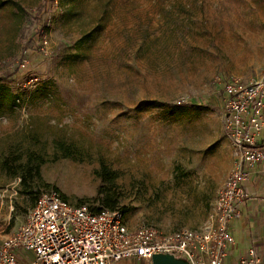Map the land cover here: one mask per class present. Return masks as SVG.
<instances>
[{
    "label": "rangeland",
    "instance_id": "obj_1",
    "mask_svg": "<svg viewBox=\"0 0 264 264\" xmlns=\"http://www.w3.org/2000/svg\"><path fill=\"white\" fill-rule=\"evenodd\" d=\"M263 70L264 0H0V246L51 190L203 227L235 163L225 83ZM12 154L42 158L32 187Z\"/></svg>",
    "mask_w": 264,
    "mask_h": 264
},
{
    "label": "built area",
    "instance_id": "obj_2",
    "mask_svg": "<svg viewBox=\"0 0 264 264\" xmlns=\"http://www.w3.org/2000/svg\"><path fill=\"white\" fill-rule=\"evenodd\" d=\"M224 96V128L233 141L235 163L203 227L165 231L144 223L132 228L120 208L76 205L51 190L38 197L23 224L2 241L0 264H117L127 259L151 261L165 253L190 264H226L236 243L230 226L241 217L240 206L248 197L244 184L264 161V146L259 143L264 128V70L257 80L231 77ZM21 251L30 260L20 259ZM236 264H258L256 251L250 250Z\"/></svg>",
    "mask_w": 264,
    "mask_h": 264
},
{
    "label": "crops",
    "instance_id": "obj_3",
    "mask_svg": "<svg viewBox=\"0 0 264 264\" xmlns=\"http://www.w3.org/2000/svg\"><path fill=\"white\" fill-rule=\"evenodd\" d=\"M259 143L264 146V128ZM244 187L248 197L240 206L241 217L230 226L236 243L229 249L226 264L238 263L253 249L257 253L258 264H264V161L251 170ZM18 256L22 260H30L25 252H18Z\"/></svg>",
    "mask_w": 264,
    "mask_h": 264
},
{
    "label": "trees",
    "instance_id": "obj_4",
    "mask_svg": "<svg viewBox=\"0 0 264 264\" xmlns=\"http://www.w3.org/2000/svg\"><path fill=\"white\" fill-rule=\"evenodd\" d=\"M61 146L63 147V144H61ZM63 150H64V156H66V157H70L74 153L69 148H63ZM41 160H42V158L40 156H36V155L31 154L28 158V162L25 163L21 156L16 155V154L15 155L12 154V155H8L4 158V160L2 162V167L11 176H13L15 178H20L22 186L32 187L28 183V178L29 177H32V178L40 177V166H41V164L38 162H40ZM30 164H33L35 166L34 172L31 168ZM38 197L36 198L35 203H36ZM35 203H34V205H35ZM103 203H104V207H101V208H107V209H112V210L117 209L118 201L113 200L111 196L106 195L103 199ZM96 209L99 210L100 208H96Z\"/></svg>",
    "mask_w": 264,
    "mask_h": 264
},
{
    "label": "water",
    "instance_id": "obj_5",
    "mask_svg": "<svg viewBox=\"0 0 264 264\" xmlns=\"http://www.w3.org/2000/svg\"><path fill=\"white\" fill-rule=\"evenodd\" d=\"M151 264H190L184 258H178L172 254H156L151 259Z\"/></svg>",
    "mask_w": 264,
    "mask_h": 264
}]
</instances>
